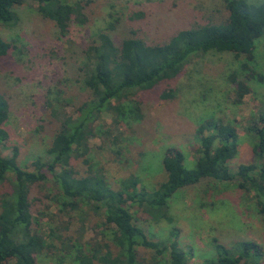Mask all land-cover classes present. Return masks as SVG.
Returning <instances> with one entry per match:
<instances>
[{"label":"rangeland","instance_id":"rangeland-1","mask_svg":"<svg viewBox=\"0 0 264 264\" xmlns=\"http://www.w3.org/2000/svg\"><path fill=\"white\" fill-rule=\"evenodd\" d=\"M67 1L80 2L88 21L84 25L71 22L66 35L42 15L35 1L14 6L18 19L13 26L0 24V37L11 44L7 55L0 57V94L8 103V117L2 125L7 135L0 151L9 156L16 146L18 162L24 168L45 154L57 130L58 120L51 111L54 106L49 107L48 102L60 103L62 112L76 117L83 102L90 98L80 79L79 58L90 38L107 30L109 22L119 18L109 32L117 44L132 32L157 44L166 42L178 29L224 22L229 13L225 0ZM254 53L250 65L264 75V36L256 42ZM242 61L243 57L235 59L227 51L193 55L175 78L124 98V114L102 115L95 122L97 136L89 139L87 157L102 168L111 187L119 188L120 181L132 175L137 178L136 189L152 191L166 179L162 159L168 150L180 151L185 166L194 167L199 146L197 128L214 117L234 124L238 132V150L229 161V170L234 173L240 163L256 162L252 153L255 136L247 127L264 102V81L245 80ZM232 72L250 89L242 101L236 99L235 85L229 78ZM136 100L140 116L131 112ZM72 165L79 176L86 174L87 166L81 158L72 159ZM41 184L31 192L34 216L41 220L39 234L57 246L44 250V264H77L72 255L63 258L66 251L60 244L64 240L72 245L73 254L77 253L75 245L87 258L95 249L103 253L104 244L116 251L111 228L103 224V211L95 212L85 205L61 213L46 196L51 192V182ZM127 205L135 224L149 239L169 245L170 231L175 230L192 264L215 256L214 239L229 247L238 241L253 240L261 248L259 264H264V222L257 213L253 193L239 189L235 180L206 178L178 189L168 199L165 216H154L138 204ZM137 254L139 264H169L167 253L156 255L139 246ZM87 258L83 264L88 263Z\"/></svg>","mask_w":264,"mask_h":264},{"label":"trees","instance_id":"trees-1","mask_svg":"<svg viewBox=\"0 0 264 264\" xmlns=\"http://www.w3.org/2000/svg\"><path fill=\"white\" fill-rule=\"evenodd\" d=\"M26 1L37 2L42 15L54 22L61 35L67 34L71 22L84 25L88 21L78 1L0 0V24L13 26L18 19L14 6ZM225 6L229 13L224 22L178 29L163 43H149L135 32L115 43L109 32L115 29L119 18L109 22L107 30L90 38L81 51L78 67L82 86L91 96L83 102L80 113L74 117L62 112L60 103L48 102L49 107L54 106L51 111L58 127L45 154L33 160L30 167L19 164L16 146L9 156L0 151V264H44V250L57 248L52 240L47 242L39 234L41 220L34 216L31 198L33 187L47 181L52 188L46 196L59 212L66 214L86 205L92 211H103V224L111 228L116 251H111L108 244H104L103 253H96V247H92L95 251L90 259L75 245L77 253L73 254L72 245L61 241L60 247L66 251L63 258L72 255L70 258L77 264H83L86 258L87 264H93V260L98 264H139V246L151 249L156 255L167 253L169 264H192L180 247L175 230L170 231L169 245L149 239L143 228L135 224L127 203L138 204L154 216H165L168 199L178 189L206 178L235 180L239 189L253 193L257 213L264 222V102L257 118L247 127L255 136L252 153L256 162L240 163L234 173L229 170V161L238 150L237 129L234 124L214 117L204 120L197 128L199 146L194 167L185 166L180 151L168 150L162 159L166 179L152 191L136 189L137 178L132 175L122 179L119 188L111 187L102 168L94 166L87 157L89 139L97 136L95 122L102 115L124 114L121 108L124 98L175 78L193 55L231 52L235 59L244 58L240 67L245 80L264 81V75L250 65L255 58L256 42L264 36V0L258 3L225 0ZM10 49L11 44L0 37V57ZM229 78L235 85L236 99L242 101L249 87L245 81L237 80L235 72ZM132 107L131 112L140 116L138 100ZM7 117L8 103L0 94V146L7 135L2 128ZM114 119L117 121V116ZM78 158L87 166L85 175L79 176L74 170L72 159ZM214 249V257L194 264H259L262 253L253 240L238 241L229 247L214 239Z\"/></svg>","mask_w":264,"mask_h":264}]
</instances>
